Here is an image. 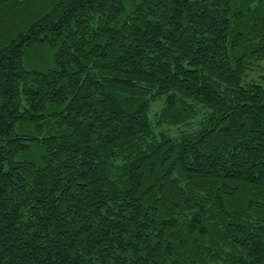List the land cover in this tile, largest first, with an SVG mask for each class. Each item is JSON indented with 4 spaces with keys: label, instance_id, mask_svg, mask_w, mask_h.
<instances>
[{
    "label": "trees",
    "instance_id": "trees-1",
    "mask_svg": "<svg viewBox=\"0 0 264 264\" xmlns=\"http://www.w3.org/2000/svg\"><path fill=\"white\" fill-rule=\"evenodd\" d=\"M32 4L0 0L27 6L0 28V264H264V0Z\"/></svg>",
    "mask_w": 264,
    "mask_h": 264
},
{
    "label": "rangeland",
    "instance_id": "rangeland-1",
    "mask_svg": "<svg viewBox=\"0 0 264 264\" xmlns=\"http://www.w3.org/2000/svg\"><path fill=\"white\" fill-rule=\"evenodd\" d=\"M31 1L33 3L32 5H37V3H39V5H42L44 3V0H31ZM43 6L45 7L46 4L43 5ZM26 7H24L23 5L19 6L18 8H16V10H14V11H12L10 13L9 17H4L0 13V28L5 27L6 25L9 24L10 26H9V29L8 30H10L12 27H15L16 25H18V22L20 20L24 19V17L21 14H24L27 11L26 10ZM44 7H41V9H43ZM48 10L49 9H47L43 13L47 12ZM43 13H41V14H43ZM32 21L33 20H31V22ZM5 29H7V27ZM8 30L6 32H8ZM42 59H43V61L45 63H46V61H48L47 62V66L50 65V62H51V59H52L51 53L50 52L47 53L46 56H44ZM45 63H42V65L45 66L46 65ZM251 81L252 82L259 83V84H261L264 87V60L257 62L255 65H253L248 70L247 77H246V82H251ZM161 106H162V102L156 103L153 106L152 113L154 114L155 111L158 110ZM185 129H188V127L187 126H183V127H179V128L178 127H174V128H172V132L174 134H177L179 131H182V130H185Z\"/></svg>",
    "mask_w": 264,
    "mask_h": 264
}]
</instances>
